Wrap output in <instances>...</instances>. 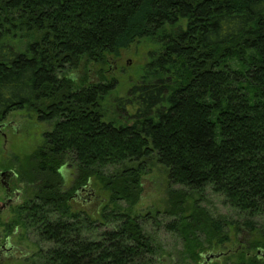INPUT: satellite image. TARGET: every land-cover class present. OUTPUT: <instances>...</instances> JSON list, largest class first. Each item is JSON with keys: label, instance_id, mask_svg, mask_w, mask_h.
Instances as JSON below:
<instances>
[{"label": "trees", "instance_id": "1", "mask_svg": "<svg viewBox=\"0 0 264 264\" xmlns=\"http://www.w3.org/2000/svg\"><path fill=\"white\" fill-rule=\"evenodd\" d=\"M142 40L148 61L120 96L111 61ZM18 110L52 127L19 163L36 191L8 227L38 238L41 264H165V215L198 264L226 226L264 219V0H0V123ZM153 163L169 207L138 214ZM89 186L108 197L98 219L72 205ZM206 193L238 220L196 201L188 214Z\"/></svg>", "mask_w": 264, "mask_h": 264}, {"label": "rangeland", "instance_id": "2", "mask_svg": "<svg viewBox=\"0 0 264 264\" xmlns=\"http://www.w3.org/2000/svg\"><path fill=\"white\" fill-rule=\"evenodd\" d=\"M151 50L152 47L146 41H138L129 49L122 51L120 57L111 61L109 76L117 79L120 96L126 95L130 84L139 79ZM93 78L95 79V75ZM0 128V173L9 174L6 183L10 190L8 196L0 178V264H41L35 257L39 251L38 238L34 235L28 237L20 225H13L12 231H9L8 227L17 218V208L36 191L34 184L27 186L21 181L19 163L43 144L44 134L52 127L49 123L39 121L35 113L18 110L9 114L7 119L0 123ZM71 169L66 179L69 187L74 179V170ZM142 186L143 191L135 208L136 213L164 212L169 207V190L172 185L168 182L167 172L162 166L153 163L143 177ZM80 195L72 201L73 208L86 212L93 219H98L108 203L107 195L92 186L86 188V192ZM195 201L210 209L215 216H225L229 222L237 221L239 218L220 197L212 193L194 195L186 204L188 214L192 212ZM170 219L169 215L161 217L162 221L157 230L158 243L165 251L163 257L165 264H197L181 255L184 249L181 237L166 232L163 224ZM258 223V231L255 232L245 229L237 231L236 225L232 223L226 226L221 237L225 236L227 240L219 244L216 238L198 264H242L241 254L246 253L248 257L257 254V251H250L248 245L264 237V219H260ZM217 253L222 256L210 262L205 261L207 255Z\"/></svg>", "mask_w": 264, "mask_h": 264}, {"label": "water", "instance_id": "3", "mask_svg": "<svg viewBox=\"0 0 264 264\" xmlns=\"http://www.w3.org/2000/svg\"><path fill=\"white\" fill-rule=\"evenodd\" d=\"M0 131H1V128H0ZM5 174H7V173H2V175H5ZM7 189V192H9V189L8 188H6ZM83 190H85L84 188H82L81 190H80V192H82ZM257 255L260 257V258H263L264 259V251L263 250H261V249H258V251H257ZM222 255L220 254V253H217V254H210V255H207L206 257H205V261L206 262H210V261H212V260H214V259H218V258H220Z\"/></svg>", "mask_w": 264, "mask_h": 264}, {"label": "flooded vegetation", "instance_id": "4", "mask_svg": "<svg viewBox=\"0 0 264 264\" xmlns=\"http://www.w3.org/2000/svg\"><path fill=\"white\" fill-rule=\"evenodd\" d=\"M9 174H5V175H2V173H0V178H1V183L4 185L5 188H8L7 186V183H6V179L8 177ZM85 190H83L82 192L85 193L86 192V188H84ZM81 190V189H80ZM80 190H78L75 195L72 197V200H75V198L81 196L80 194L82 192H80ZM7 195L10 196V190L9 192H7Z\"/></svg>", "mask_w": 264, "mask_h": 264}]
</instances>
